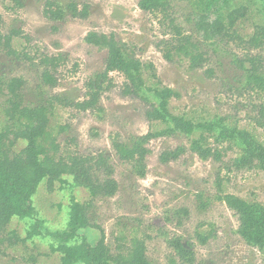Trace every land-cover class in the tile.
<instances>
[{
    "label": "rangeland",
    "instance_id": "rangeland-1",
    "mask_svg": "<svg viewBox=\"0 0 264 264\" xmlns=\"http://www.w3.org/2000/svg\"><path fill=\"white\" fill-rule=\"evenodd\" d=\"M20 1L22 6L14 0H0L2 31L8 34L21 30L30 37V42L23 36L15 37L14 48L32 54H62L66 62L57 74L58 85L52 88L41 82L36 66L1 52L0 128L5 130L10 124L5 113L8 93L3 84L10 78L24 77L27 85L21 95L23 105L47 106V145L55 138L64 153L103 150L110 155L119 190L113 197L96 199L90 215L105 230L112 248L122 238L143 237L152 264H184L179 259L171 261L174 250L168 243L169 239L181 236L184 245L194 251L195 264H264V250L248 245L238 234V216L223 201L225 194H235L264 205V172L235 168L233 162L241 154L238 145L232 143L227 148L228 144H217L211 139L214 147L223 148V159L216 161L203 160L191 152V143L200 137V130L191 136L178 133L153 139L146 174L140 176L134 164L118 158L111 140L119 135L131 145L137 136L166 128L164 123L146 118L150 103L158 104L153 92H145L143 97L124 95L126 79L122 73L113 72L114 85L101 94L97 107L80 111L49 105L50 97L59 93L77 100L88 98L85 84L104 71L108 53L84 39L90 31L113 34L126 45L131 56L141 60L149 87L169 86L181 93L180 98L170 101L172 113L186 116L196 124L224 118L226 125L247 130L264 144V128L256 123L264 94L246 88L248 64L241 65L247 52L244 44L216 36L204 40L197 28L203 15L211 20L225 18L229 10L246 6L249 12L237 22L236 31L249 39L255 26L264 24V0H230L229 7L208 6L209 0H172L179 24L208 52V67L214 70L212 77L204 69L192 70L185 58L176 57L174 61L165 58L159 45L167 31L164 19L143 10L139 0H78L81 5H89V17L60 22H51L43 16L40 0ZM250 52L264 57V50ZM150 64L154 65L156 77L148 69ZM25 146L26 142L19 140L12 154ZM179 146L188 150L178 160L167 164L160 161L164 151ZM63 178L62 182H56L52 192L47 189V182L42 181L33 196L34 218L14 217L7 229L0 232V264H61V255L50 250L52 240L46 232L66 228L72 197L81 202L91 200L88 189L74 185L71 176ZM183 208L188 215L180 221L174 212ZM38 221L42 233L30 237L29 231ZM82 233L87 234L92 244L100 239L97 228ZM13 235L19 240L15 241ZM200 236L206 237V241Z\"/></svg>",
    "mask_w": 264,
    "mask_h": 264
},
{
    "label": "trees",
    "instance_id": "trees-1",
    "mask_svg": "<svg viewBox=\"0 0 264 264\" xmlns=\"http://www.w3.org/2000/svg\"><path fill=\"white\" fill-rule=\"evenodd\" d=\"M201 1V0H200ZM15 4L22 6L20 0ZM43 6V16L51 22L65 21L68 18L86 19L90 15L88 4L81 5L78 0H40ZM230 0H209L208 6H228ZM140 7L153 14L161 15L167 28L165 38L159 45L164 49V56L169 61L176 57L189 61L192 70L204 69V73L213 76L214 70L208 67V52L195 38L188 33L177 21L174 14L172 0H139ZM246 6L235 7L228 11L225 18L211 20L203 15L197 21V28L202 33L204 40L213 37L231 38L239 40L247 50L241 65L246 63V88L247 90L260 91L264 94V57L253 54L251 50H264V24L255 26L254 33L245 39L236 31L237 22L248 14ZM3 16L0 13V53L17 57L29 62L40 71L41 82L48 87H56L59 79L57 74L66 60L62 54L19 52L13 46L15 37H24L30 42V37L21 30H13L5 34L1 25ZM85 42L106 50L108 53L104 71L98 72L90 78L85 87L88 98L77 100L67 93L54 94L50 97L49 105L73 107L80 111H87L98 106L101 94L109 90L114 81L111 73L120 72L126 81L123 85L124 95L143 97L145 92H153L158 104L150 103L146 110V118L150 121H160L166 128L160 131H149L137 136L134 143L128 145L119 135L112 138V147L118 158L123 162L135 165L137 173L145 176L147 171V157L151 153L150 143L153 139L172 137L178 133L191 136L200 130V137L194 139L190 150L203 160L223 159V148H216L214 143H232L241 148V154L235 158L233 164L238 170L259 169L264 172V144L251 132L230 127L225 124V119L208 121L196 124L186 116L172 113L170 101L180 98L181 93L169 86L151 88L147 85L144 75V65L140 59L131 56L126 45L113 34L90 31L85 37ZM208 67V68H207ZM148 69L153 71L154 65ZM2 82H0L1 90ZM8 93L6 116L10 122L5 130L0 128V232L5 231L14 217L34 218L36 209L33 196L36 194L42 181L47 182V189L52 192L56 182H62L64 176H71L74 185L88 189L91 200L81 202L72 197L70 204L69 220L66 228L56 231H47L52 243L50 250L61 255V264H152L147 254L145 238H122L116 248L107 241L104 229L95 224L91 218V209L98 198H109L117 194L119 182L115 178V167L110 155L106 151L89 152L86 154L62 152L61 145L49 139V117L47 106H24L22 92L27 85L24 77H13L5 84ZM258 126L264 128V102L259 105ZM19 140L26 142V146L19 152L12 154V148ZM185 146L174 150H166L160 155L162 163L178 160L187 152ZM223 201L229 209L238 216V234L246 243L254 248L264 250V205L260 202H249L235 194H225ZM182 221L188 215V210L183 208L174 212ZM41 223L32 225L29 236L41 234ZM97 228L100 230V239L96 244L89 241L87 234L82 231ZM15 241L19 238L13 235ZM12 238V239H13ZM203 242L206 237L200 236ZM169 246L174 250L175 259L184 264H195V253L187 248L181 236L168 240Z\"/></svg>",
    "mask_w": 264,
    "mask_h": 264
}]
</instances>
